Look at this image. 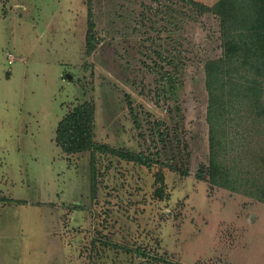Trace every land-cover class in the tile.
<instances>
[{
  "label": "rangeland",
  "instance_id": "374dc122",
  "mask_svg": "<svg viewBox=\"0 0 264 264\" xmlns=\"http://www.w3.org/2000/svg\"><path fill=\"white\" fill-rule=\"evenodd\" d=\"M192 1L217 0H0V264L264 253V207L249 224L264 189V109L232 90L218 155L237 189L210 183L204 63L223 49L219 16ZM83 102L108 150L57 145V123Z\"/></svg>",
  "mask_w": 264,
  "mask_h": 264
},
{
  "label": "trees",
  "instance_id": "16d2710c",
  "mask_svg": "<svg viewBox=\"0 0 264 264\" xmlns=\"http://www.w3.org/2000/svg\"><path fill=\"white\" fill-rule=\"evenodd\" d=\"M192 3L202 10L214 12L219 16L220 37L223 53L218 58L208 59L204 63L205 87L208 94L207 123L209 159L207 164L208 181L230 190L237 185L231 180L229 170L219 160L222 147L221 118L229 112L230 94L234 88L252 104L264 109V0H217L212 5L197 1ZM89 49L91 40L86 36ZM243 72L242 75L239 73ZM239 74V76H238ZM240 79L236 81L237 78ZM239 85V86H238ZM228 86V87H227ZM230 99V100H229ZM93 106L87 102L75 105L57 123L55 141L65 152L94 147L108 150L105 145L92 141ZM110 150V149H109ZM114 151L119 157L133 160L150 167L152 160L147 156L123 151ZM264 160V159H263ZM259 172L256 170L254 176ZM200 179L204 177L197 173ZM158 195L162 194L163 174L158 173ZM246 183L249 185L251 182ZM250 186V185H249ZM256 196L264 202V189L257 188ZM253 190L246 191L252 195ZM164 262H170L160 257ZM181 264V263H177ZM203 264V263H198Z\"/></svg>",
  "mask_w": 264,
  "mask_h": 264
},
{
  "label": "crops",
  "instance_id": "0c3cea01",
  "mask_svg": "<svg viewBox=\"0 0 264 264\" xmlns=\"http://www.w3.org/2000/svg\"><path fill=\"white\" fill-rule=\"evenodd\" d=\"M253 205H254L253 207L257 211V214L255 216V219H253V221H251L249 224H257V223L262 221L261 220L262 217H261L260 213H258V207H264V203H261L259 200H257V202L253 203ZM249 224L247 225V228H246L244 234L248 230ZM244 234L242 236H244ZM241 246H243L242 250H244L245 244H242ZM263 251H264V247H263ZM255 257H256L255 255L246 256L244 258L245 260L243 263H237V262L235 263L233 260H231L230 257H228V259H229L228 264H264V253L257 255L256 260H255ZM225 264H227V263H225Z\"/></svg>",
  "mask_w": 264,
  "mask_h": 264
}]
</instances>
